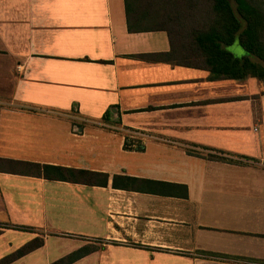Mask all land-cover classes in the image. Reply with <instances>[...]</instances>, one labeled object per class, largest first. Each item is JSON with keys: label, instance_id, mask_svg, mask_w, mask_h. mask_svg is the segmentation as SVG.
I'll return each mask as SVG.
<instances>
[{"label": "crops", "instance_id": "obj_1", "mask_svg": "<svg viewBox=\"0 0 264 264\" xmlns=\"http://www.w3.org/2000/svg\"><path fill=\"white\" fill-rule=\"evenodd\" d=\"M206 6L0 0V158L107 175L46 179L0 161V264L85 245L67 264H264V74L216 78L168 61V31L128 29L205 22Z\"/></svg>", "mask_w": 264, "mask_h": 264}, {"label": "trees", "instance_id": "obj_2", "mask_svg": "<svg viewBox=\"0 0 264 264\" xmlns=\"http://www.w3.org/2000/svg\"><path fill=\"white\" fill-rule=\"evenodd\" d=\"M207 6L204 14L209 20L198 23H152L131 24L128 29H161L168 31L171 53L167 60L171 63L192 65L208 69L216 78L238 79L245 76H262L264 69L251 58L264 62V1L255 0H202ZM136 27V28H135ZM178 32V37L174 33ZM242 48L249 54L235 57L224 46L231 44L235 37ZM177 52V53H176ZM217 157L216 155H210ZM9 172L40 176L46 179L82 182L87 184L107 181V175L100 172L53 165L27 160L0 158ZM118 179H120L118 181ZM136 179L129 176L114 175L112 184L127 186ZM43 243V238L36 236L13 254L21 255ZM94 248L85 245L68 255L50 263L67 264L88 253Z\"/></svg>", "mask_w": 264, "mask_h": 264}, {"label": "rangeland", "instance_id": "obj_3", "mask_svg": "<svg viewBox=\"0 0 264 264\" xmlns=\"http://www.w3.org/2000/svg\"><path fill=\"white\" fill-rule=\"evenodd\" d=\"M258 1L259 3H262L263 5V1L264 0H255ZM264 6V5H263ZM224 48L231 52L233 56L241 58L242 55H249L243 48L242 46L239 44L238 42V37L236 36L235 39L232 41L231 44H228L226 46H224Z\"/></svg>", "mask_w": 264, "mask_h": 264}]
</instances>
